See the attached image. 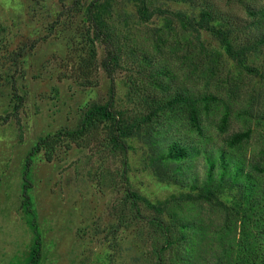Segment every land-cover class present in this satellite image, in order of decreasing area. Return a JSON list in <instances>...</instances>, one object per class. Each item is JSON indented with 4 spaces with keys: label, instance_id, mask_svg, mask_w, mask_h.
I'll use <instances>...</instances> for the list:
<instances>
[{
    "label": "rangeland",
    "instance_id": "obj_1",
    "mask_svg": "<svg viewBox=\"0 0 264 264\" xmlns=\"http://www.w3.org/2000/svg\"><path fill=\"white\" fill-rule=\"evenodd\" d=\"M93 1L10 0L6 7L8 0H0V264H25L34 244L30 219L21 206L29 153L49 134L80 129L89 108L109 102L113 85L116 110L133 121L149 114L151 100L161 98L163 93L151 82L168 67L174 79L167 96L187 90L217 101L202 114L204 139L184 119L172 134L216 150L228 147L236 133L250 129L251 138L242 148L248 168L264 165V45L251 51L246 67H241L216 37L204 29H186L178 18L183 13L199 20L201 12L213 6L228 18L240 45L254 44L264 39V18L251 16L249 10L258 13L264 0H152L151 9L160 12L150 21L141 19L136 2L110 0L104 19L121 58L113 79L104 68L113 45L97 38L88 21ZM98 1L106 9L107 1ZM146 57L153 60L149 68L143 66ZM250 67L257 72L247 71ZM18 103L22 104L16 113ZM226 112L229 123L222 132ZM106 125L79 142L58 144L50 159L46 149L33 159L30 194L43 240L41 264H158L155 246L164 237L150 223L156 212L142 204L138 219L130 204L124 205V155L110 142ZM127 141L128 179L134 191L157 205L197 194L160 182L149 165V147L137 138ZM194 164L202 179L204 159ZM234 196L227 193L221 200L230 206ZM188 209L192 219H202L211 229L200 244L197 264H215L221 248L212 240L218 239L216 226L226 224V210L206 201L189 204ZM163 219L171 223L166 212ZM231 243L235 260L241 254L238 232Z\"/></svg>",
    "mask_w": 264,
    "mask_h": 264
},
{
    "label": "trees",
    "instance_id": "obj_2",
    "mask_svg": "<svg viewBox=\"0 0 264 264\" xmlns=\"http://www.w3.org/2000/svg\"><path fill=\"white\" fill-rule=\"evenodd\" d=\"M104 4L95 0L88 7V21L92 22L95 35L111 44V52L105 60L104 68L113 79L116 67L120 66L121 58L119 51L114 45V33L108 26L106 12L111 5L110 0ZM138 4L139 14L144 21H150L159 10H152V0H132ZM191 2L190 0H176ZM103 9V10H102ZM160 12V11H159ZM251 16L260 14L264 18V8L258 13L249 10ZM178 18L184 28L192 29L196 32L204 29L216 37L228 57L236 61L239 66L246 67V61L251 51L264 45V39L254 44L240 45L234 36V29L229 28L227 17L217 12L213 6H209L200 14L199 20L190 18L188 15L179 13ZM263 21V20H261ZM96 39V38H95ZM97 40V39H96ZM92 43L91 53L96 55ZM34 48V46H33ZM157 53H162L160 43L156 46ZM144 67L153 65V60L145 58ZM249 72H257L254 67L247 69ZM166 77L168 81H164ZM174 76L170 77V69L163 67L157 77L151 82L155 90H161V98L151 100L150 112L147 115L135 118L133 121L125 118L116 110L115 87L111 89L109 102L104 105H95L85 112L81 128L75 131H60L54 135H47L41 138L33 147L27 157L22 185V209L30 219V225L34 233V244L30 256L25 264H41L43 260V240L39 226L37 224V214L34 207L33 198L30 194L33 189L31 172L33 159L42 150L48 151V157L58 144L65 140L79 142L92 132L100 129L106 123L108 126V136L115 149H119L124 155L123 178L126 184L125 203L130 204L135 218H142V204L155 211L156 216L150 223L164 237L162 244H156L155 254L158 264H197V255L200 254V244L204 242L205 236L211 229L199 218H191L189 204L199 205L206 201L212 207H220L226 210V224L217 227L214 231L218 235L217 240H212L220 246L221 252L215 255V264H264V165L254 164L248 168L246 156L242 148L251 138V130L236 133L228 141V147L216 150L208 149L201 144H188L184 138L172 134L176 130L177 122L186 120L190 130L196 132L201 138H205L202 127L203 112L210 111L212 104L217 103L213 96L196 97L187 90L177 91L173 96L166 95L168 85ZM20 102L22 97L18 96ZM148 100V97H146ZM19 102V103H20ZM15 106L18 113L21 104ZM229 123V113H225L222 120L221 130L225 132ZM137 138L142 140L149 147V165L156 178L160 182L174 184L183 188H190L196 191V195L186 194L174 197L164 204H154L138 192L134 191L129 183V164L127 153L130 150L129 139ZM264 154V149L261 150ZM204 159L205 176L200 179L196 171L195 161ZM227 193H235L230 206L224 203L221 198ZM169 215L171 223L164 221L163 214ZM123 213L121 212V215ZM123 225L120 218L119 224ZM240 223L239 230L237 224ZM119 224L116 226L118 230ZM175 231L180 233L175 236ZM239 235V245L241 254L233 260L230 254L233 245ZM214 247L211 244V252ZM207 264V262H206Z\"/></svg>",
    "mask_w": 264,
    "mask_h": 264
},
{
    "label": "clouds",
    "instance_id": "obj_3",
    "mask_svg": "<svg viewBox=\"0 0 264 264\" xmlns=\"http://www.w3.org/2000/svg\"><path fill=\"white\" fill-rule=\"evenodd\" d=\"M5 6H6V7H10V6H11L10 0H8V3H6ZM17 10H19V6H18V5H17Z\"/></svg>",
    "mask_w": 264,
    "mask_h": 264
}]
</instances>
